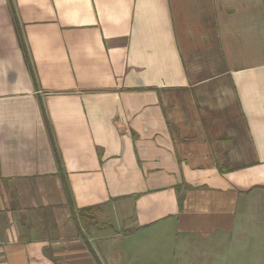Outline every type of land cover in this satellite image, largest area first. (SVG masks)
I'll return each instance as SVG.
<instances>
[{"label":"crops","instance_id":"0c3cea01","mask_svg":"<svg viewBox=\"0 0 264 264\" xmlns=\"http://www.w3.org/2000/svg\"><path fill=\"white\" fill-rule=\"evenodd\" d=\"M258 205L264 0H0V264H182Z\"/></svg>","mask_w":264,"mask_h":264},{"label":"rangeland","instance_id":"374dc122","mask_svg":"<svg viewBox=\"0 0 264 264\" xmlns=\"http://www.w3.org/2000/svg\"><path fill=\"white\" fill-rule=\"evenodd\" d=\"M256 219L264 221V210L259 205L252 214V221L247 224L250 228L246 232L247 240H251L249 246L243 238H235L232 241L229 239L224 242V245L218 246L214 239L194 240L195 242L188 244L190 246L187 250H181V248L177 250L178 259L185 261L182 264H192L190 261H194L193 264H207L206 261L216 258L219 264H264V240L260 239V230H258L264 226V222L257 224L256 221L255 224L253 221ZM250 237L254 240L249 239Z\"/></svg>","mask_w":264,"mask_h":264},{"label":"trees","instance_id":"16d2710c","mask_svg":"<svg viewBox=\"0 0 264 264\" xmlns=\"http://www.w3.org/2000/svg\"><path fill=\"white\" fill-rule=\"evenodd\" d=\"M64 180V179H63ZM64 185H65V188H66V192H67V194H68V200H69V202L71 203V200H70V196H69V190H68V187H67V184H66V182H65V180H64ZM86 210H94V207H90V208H83V210L81 209V210H79V216L82 218V222L83 223H88L89 221H91V220H88L87 222H86V218H85V215L83 214V215H81V212L82 211H86Z\"/></svg>","mask_w":264,"mask_h":264}]
</instances>
